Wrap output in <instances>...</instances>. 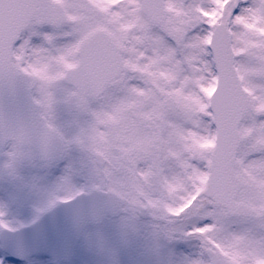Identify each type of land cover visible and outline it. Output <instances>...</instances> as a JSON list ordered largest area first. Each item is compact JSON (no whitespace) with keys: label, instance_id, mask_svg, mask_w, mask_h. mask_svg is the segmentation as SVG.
<instances>
[{"label":"snow or ice","instance_id":"1","mask_svg":"<svg viewBox=\"0 0 264 264\" xmlns=\"http://www.w3.org/2000/svg\"><path fill=\"white\" fill-rule=\"evenodd\" d=\"M75 6L80 18L69 26L52 0H0V79L13 87L31 76L45 82L44 92L67 82L47 93L49 107L64 91L82 114L99 98L139 106L140 114L146 106L166 111L167 140L145 153L149 142L123 130L119 142L137 143L145 159L118 153L111 166L128 175L147 169L154 195L168 193L183 209L172 216L165 203L164 215L153 214L167 236L198 242L184 264H203L209 230L237 238L233 264H256L264 257V0Z\"/></svg>","mask_w":264,"mask_h":264},{"label":"rangeland","instance_id":"2","mask_svg":"<svg viewBox=\"0 0 264 264\" xmlns=\"http://www.w3.org/2000/svg\"><path fill=\"white\" fill-rule=\"evenodd\" d=\"M61 1L67 8L75 7L77 3V0ZM109 2L117 4L120 0ZM226 2L223 0V3ZM61 95L62 92L58 91L57 98ZM150 112L152 114H148ZM85 120V115L75 114L63 122L54 123L64 137L70 139ZM172 127L173 122L166 111L155 113L151 106H146L143 114H130L124 130L132 138L163 143ZM0 164V228L30 223L63 199L78 192L102 188L91 158L83 152L67 154L56 166L25 167L9 162L8 157ZM212 244L215 249L226 253L220 243L213 241ZM199 250L195 240L167 236L163 221L153 213L129 209V214L123 217L87 229L79 244L78 256L71 264H184L190 255L198 254ZM6 258L7 255L0 249V261ZM19 264L52 262L46 256H34Z\"/></svg>","mask_w":264,"mask_h":264},{"label":"clouds","instance_id":"3","mask_svg":"<svg viewBox=\"0 0 264 264\" xmlns=\"http://www.w3.org/2000/svg\"><path fill=\"white\" fill-rule=\"evenodd\" d=\"M52 4L55 7H65L61 0H52ZM87 38L88 36L84 37L85 40ZM72 63L75 65L73 70H76L79 67V60L74 59ZM59 70L67 71L63 68ZM48 74L53 73L49 72ZM21 77L33 86L38 124L35 128H29L22 124H4L0 126V147L6 149L9 162L15 161L34 150L47 155L57 144L74 145L91 158L96 169L99 185L122 201L129 209L133 211L147 210L156 215H164L163 209L166 203L172 207V216H178L181 213L180 209L182 208L175 207L174 202L168 198V193H164L159 197L154 195V177L147 169L143 170V174H141L140 169H137L136 175H128L111 166V160L118 153L131 154L134 162L145 159L143 153L135 151L137 143L142 139H138L137 143H130L126 147L119 142L123 139V130L130 114L138 113L139 106L121 100L109 102L104 98H99L95 100L87 113H83L86 120L78 126L75 134L70 139H66L53 121V110L56 102L53 101L49 107L47 97V93L54 95L62 82L54 84L44 92L42 91L44 81L34 80L31 76L24 74H21ZM145 141H148L150 145L145 149V153L151 151L152 145L159 146L155 143V140ZM169 191L174 192L175 188L173 187ZM69 195H72V193H69ZM145 200H152L156 208L143 204ZM202 238L205 241L206 248L203 264H233L235 252L233 247L229 245L237 243L236 237L231 234L209 230L203 234ZM213 241L220 243L227 255H220L213 247ZM256 264H264V259L258 260Z\"/></svg>","mask_w":264,"mask_h":264},{"label":"water","instance_id":"4","mask_svg":"<svg viewBox=\"0 0 264 264\" xmlns=\"http://www.w3.org/2000/svg\"><path fill=\"white\" fill-rule=\"evenodd\" d=\"M76 109L74 103L67 100L56 104L55 113L62 117L64 114L71 115ZM4 124H22L29 128H35L38 124V112L31 87L22 77L17 78L13 87L0 79V126ZM3 150L0 147V158ZM67 150L65 145L57 144L47 155L34 150L22 156V159L54 164L62 160ZM123 205L122 201L106 190L94 189L79 194L54 206L31 226L1 230L2 249L13 258L46 254L52 258L54 264L69 263L76 256L77 245L84 229L89 225L102 223L108 216L117 217L126 213Z\"/></svg>","mask_w":264,"mask_h":264},{"label":"flooded vegetation","instance_id":"5","mask_svg":"<svg viewBox=\"0 0 264 264\" xmlns=\"http://www.w3.org/2000/svg\"><path fill=\"white\" fill-rule=\"evenodd\" d=\"M66 12H67L68 16L71 19V22L69 23V26H71V24H73V23H75V22L78 21L79 13L77 11L76 6L75 7H72V8H67L66 7ZM59 87L61 89H65V88H70L71 86L67 82H63ZM61 92H62V95H61V97H59L58 100L66 99V93L64 91H61ZM33 93H34V91H33ZM34 98H35V93H34ZM53 119L56 120L57 122H62V120H58L54 114H53ZM12 162L21 165V162H20V159L19 158L17 160H15V161H12ZM34 164H37V163H34ZM34 164H32V165H34Z\"/></svg>","mask_w":264,"mask_h":264}]
</instances>
